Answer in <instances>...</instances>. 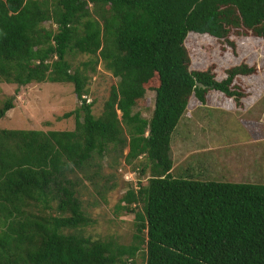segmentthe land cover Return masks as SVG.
I'll return each instance as SVG.
<instances>
[{"label": "trees", "instance_id": "trees-1", "mask_svg": "<svg viewBox=\"0 0 264 264\" xmlns=\"http://www.w3.org/2000/svg\"><path fill=\"white\" fill-rule=\"evenodd\" d=\"M239 25L264 37V0H0V80L69 83L80 102L60 116H73V129L0 127V264H264V183L170 173L171 135L190 95L230 97L244 73L240 65L217 81L209 69H189L184 39L190 31L223 37ZM72 51L92 58L73 67ZM99 63L118 80L96 117L85 95ZM154 75L146 119L133 107ZM13 100L0 105V119ZM115 146L128 149L126 163L146 157L141 172L150 170L122 197L135 214L129 244L79 230L89 219L71 173Z\"/></svg>", "mask_w": 264, "mask_h": 264}, {"label": "rangeland", "instance_id": "rangeland-1", "mask_svg": "<svg viewBox=\"0 0 264 264\" xmlns=\"http://www.w3.org/2000/svg\"><path fill=\"white\" fill-rule=\"evenodd\" d=\"M43 26L56 28L52 22H44ZM184 46L191 70L209 69L217 81L224 80L231 69L240 65H244L241 67L244 73L233 77L229 89L237 93L230 97L210 90L200 102L194 94L190 95L171 135L170 173L204 181L264 183V37L253 28L239 25L230 27L223 37L190 31ZM89 58L92 55L75 51L66 55L73 67ZM249 67L251 72L247 71ZM87 75L85 97L92 102V113L97 117L118 79L103 63ZM157 84L158 76L154 75L146 84L145 95L133 107L134 112L146 119L153 112ZM12 95L14 108L0 119V127L73 129V116L60 119L64 112L80 104L72 84L44 81L18 88L0 80V105ZM127 150L110 147L102 157L96 156L91 164H86L84 170L71 173L79 180L77 196L89 219V224L79 229L83 235L97 240L114 239L121 244L131 242L135 214L121 208L125 204L122 197L128 189L136 190L146 184L150 170L147 167L145 173L141 172L147 162L144 156L126 163ZM131 207L138 209L139 204L133 203Z\"/></svg>", "mask_w": 264, "mask_h": 264}, {"label": "crops", "instance_id": "crops-1", "mask_svg": "<svg viewBox=\"0 0 264 264\" xmlns=\"http://www.w3.org/2000/svg\"><path fill=\"white\" fill-rule=\"evenodd\" d=\"M263 156V155H262Z\"/></svg>", "mask_w": 264, "mask_h": 264}]
</instances>
